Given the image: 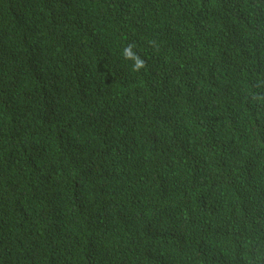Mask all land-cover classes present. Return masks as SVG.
Listing matches in <instances>:
<instances>
[{
  "label": "trees",
  "instance_id": "obj_1",
  "mask_svg": "<svg viewBox=\"0 0 264 264\" xmlns=\"http://www.w3.org/2000/svg\"><path fill=\"white\" fill-rule=\"evenodd\" d=\"M0 264H264V0H0Z\"/></svg>",
  "mask_w": 264,
  "mask_h": 264
},
{
  "label": "clouds",
  "instance_id": "obj_2",
  "mask_svg": "<svg viewBox=\"0 0 264 264\" xmlns=\"http://www.w3.org/2000/svg\"><path fill=\"white\" fill-rule=\"evenodd\" d=\"M130 48L131 45H129V47L124 49V56L125 58H130ZM145 67V61L140 59L139 57L135 58V64L133 65V70L134 71H139L141 68Z\"/></svg>",
  "mask_w": 264,
  "mask_h": 264
}]
</instances>
